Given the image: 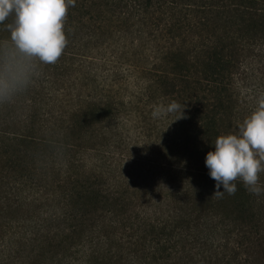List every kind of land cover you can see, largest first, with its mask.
Returning a JSON list of instances; mask_svg holds the SVG:
<instances>
[{
    "label": "trees",
    "instance_id": "obj_1",
    "mask_svg": "<svg viewBox=\"0 0 264 264\" xmlns=\"http://www.w3.org/2000/svg\"><path fill=\"white\" fill-rule=\"evenodd\" d=\"M3 28L0 39L10 36ZM80 31L94 47L105 33L129 34L135 61L120 69V60L104 58L100 97L57 115L48 137L35 132L44 131L35 119L19 130L0 128V264H264V194L237 181L234 195L213 197L216 182L205 163L217 136L235 134L230 124L247 118L239 81L264 86V0H76L59 60L81 55L72 42ZM117 46L120 55L128 52ZM139 67L149 78L146 91L132 79ZM117 83L150 93L166 122L138 121L137 145L127 144L135 155L126 157L124 147L119 162L111 156L93 179H83L73 137L125 111L132 100H117ZM173 101L183 118L164 112ZM18 144L37 149L42 167L20 158ZM180 150L184 162L170 161ZM50 152L64 165L50 164L49 183ZM146 160L148 170L168 174L138 181Z\"/></svg>",
    "mask_w": 264,
    "mask_h": 264
},
{
    "label": "rangeland",
    "instance_id": "obj_2",
    "mask_svg": "<svg viewBox=\"0 0 264 264\" xmlns=\"http://www.w3.org/2000/svg\"><path fill=\"white\" fill-rule=\"evenodd\" d=\"M84 33L85 31L82 35V32L80 31L79 34L75 33L72 36L73 43L76 42L77 44H81L78 50L81 54L80 56L75 58L72 56H66L51 65L41 64L40 74L34 79L31 86L25 92L19 94L11 103L0 104V128L11 129L13 131L19 130L18 127L21 129L25 124H28L32 119H35L36 128L38 127L39 122V127L44 129V131L41 130L40 132L36 129L35 132L40 136L43 135L44 137H48L49 134L46 132V129L48 127H57L56 125H53L57 115L64 113L63 116L65 117V115H68V113L65 112H71V110L74 111L78 108H83L92 98L100 97V93H97V90L101 88L100 82H103L104 80V74H106L104 68L107 67L106 63L103 61L104 58L110 57V60L114 58L117 62L120 60L122 63L118 65L120 69H125L129 67L127 66L129 63H132L135 54L133 51L136 47L134 46L130 48L131 36H129V34L123 35L121 32H112L111 34L105 33L103 35V45L94 47L93 44L95 40L90 39ZM101 40L102 39H100L99 43H101ZM136 41L137 40L134 41V44ZM118 42L126 44L125 49L128 50L126 54L120 55L122 50L118 49ZM82 45L87 46L82 50ZM111 64L113 63L111 62L109 66ZM135 69L138 71V76L132 79L138 83L139 88H143L147 85L149 78L141 71V67H139L140 70L137 68ZM140 73H142V77L139 79ZM239 84L244 85L241 88L239 100L242 105L246 106V109L243 111L244 115L248 117L257 107L258 100L262 95L261 91H264V86L258 87L254 78L246 79L241 82L239 81ZM120 86L121 85L117 83L115 84L114 89H117ZM127 86L128 87L125 90H123L121 86L119 91H116L117 100H127L128 97H131L132 101L126 105L125 111H120L119 115L109 120V122L105 121L103 122V125L95 124L94 128L90 131L82 132L73 137L72 141L78 145V152L75 159L79 164V170L80 172H86L84 174L81 173L83 179H93V175L100 169V167L99 169H95L96 166L100 164L107 165V162L105 163L104 161L111 156L117 160L116 162H119L117 157L119 156L121 149H124V147L125 150H123V153H125L126 157L129 155V157L132 158L135 155L134 150L128 145H137L134 137L138 121L141 125L147 127H159L160 121H165L163 120L164 117L153 116L154 111L157 109L161 110V103L156 104L155 100H150V93H142L135 88H131V85L127 84ZM145 88L141 90L146 91ZM111 93L115 94V91H112ZM157 99L161 102L160 98ZM32 100L33 102L36 100L33 105ZM55 100H59V102L56 103ZM57 120L59 122L61 119L59 120L58 118ZM243 121L244 119H239L232 122L230 125L233 126L230 130L237 133L238 126ZM117 123H119L118 126L116 125ZM167 129L168 127L165 128V130ZM171 130L172 129H169V136L174 137L175 135ZM154 136L155 135H153L151 139H154ZM177 143H179V141ZM120 145H122V148L117 147ZM18 147L21 151L19 154L20 158L23 157L24 159H27L30 164L31 161L28 158L33 157L34 159H38L35 165L39 166V168L42 167L44 162H40L42 156L41 154L38 156L37 149L33 147L26 148L24 145L19 144ZM178 148H181V145H179ZM47 150L49 151L51 149L47 148ZM46 156L49 167L47 168L48 172L44 175V180L48 179L50 183V164L58 161L59 163L56 167L64 164L63 161H61V156L52 158L51 156H54L52 152ZM125 156L124 158L127 161ZM145 156L149 159L152 155ZM169 160L176 163L178 161L183 163L182 151L180 150L176 157L171 156ZM85 164L88 169L86 167L83 168ZM91 168L93 169L90 170ZM142 169L143 171L140 172V179H137L138 181L146 179L148 183H152L155 180H159V177L162 174H168L166 170L162 171L156 168L148 170L149 160H146ZM42 171H44V169H42ZM26 251L28 250L26 249Z\"/></svg>",
    "mask_w": 264,
    "mask_h": 264
},
{
    "label": "clouds",
    "instance_id": "obj_3",
    "mask_svg": "<svg viewBox=\"0 0 264 264\" xmlns=\"http://www.w3.org/2000/svg\"><path fill=\"white\" fill-rule=\"evenodd\" d=\"M75 3L76 0H0V25L10 33L8 38L0 39V104L11 103L25 92L40 74L41 64H55L62 56L68 43L66 17ZM164 112H180L178 120L183 118L184 108L173 101ZM160 115V109L153 112L154 117ZM213 145L214 151L207 153L205 161L216 182L213 197L234 195L237 181L253 195L264 194L259 176L264 173V96L238 126L237 133L221 134Z\"/></svg>",
    "mask_w": 264,
    "mask_h": 264
}]
</instances>
